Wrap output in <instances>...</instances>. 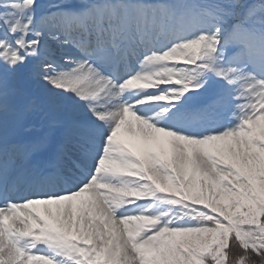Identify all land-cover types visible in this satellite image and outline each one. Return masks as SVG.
<instances>
[{
  "label": "snow or ice",
  "instance_id": "1",
  "mask_svg": "<svg viewBox=\"0 0 264 264\" xmlns=\"http://www.w3.org/2000/svg\"><path fill=\"white\" fill-rule=\"evenodd\" d=\"M0 264H264V0H0Z\"/></svg>",
  "mask_w": 264,
  "mask_h": 264
}]
</instances>
